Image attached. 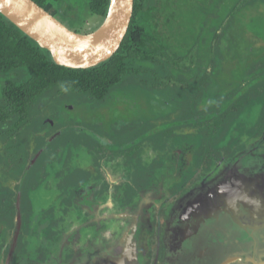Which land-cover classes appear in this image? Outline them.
Instances as JSON below:
<instances>
[{
    "label": "flooded vegetation",
    "instance_id": "1",
    "mask_svg": "<svg viewBox=\"0 0 264 264\" xmlns=\"http://www.w3.org/2000/svg\"><path fill=\"white\" fill-rule=\"evenodd\" d=\"M228 46L223 57L247 60L237 111L224 108L232 92L211 93L223 138L213 156L173 83L119 86L126 108L108 126L65 121L104 110L75 97L1 109L0 264H264L261 57Z\"/></svg>",
    "mask_w": 264,
    "mask_h": 264
},
{
    "label": "trees",
    "instance_id": "2",
    "mask_svg": "<svg viewBox=\"0 0 264 264\" xmlns=\"http://www.w3.org/2000/svg\"><path fill=\"white\" fill-rule=\"evenodd\" d=\"M33 1L71 26H76L77 20L85 22L87 17L88 21L93 20L90 17L99 18L101 24L109 5V0ZM193 9V0H134L129 28L119 48L106 61L90 68H69L56 64L47 49L40 47L0 13V110L14 107L22 111L27 103L35 107L45 96L58 100L75 97L93 104L103 101L116 87L127 83L142 86L159 83L169 86L173 83L177 88L176 101L182 110V118L187 123L199 125L197 138L207 143L208 154H217L223 145V138L217 135L220 122L215 118L214 110L219 105L211 93L216 90L222 96L227 91L232 92L223 99L224 108L230 112L237 111L241 101L238 94L243 79L241 74H244L243 63L247 60L243 52L241 58L222 56L221 51L226 46L219 44L223 32L218 31V26L226 20L222 16H227L224 28L225 24L232 28L241 9L233 7L220 17L213 16L212 12L197 15L196 23L202 22L204 27L194 30L213 35L207 43L202 40L198 45L192 43V39L173 41V21L179 16L182 23L188 22L186 14H194ZM82 13L84 17H79ZM208 14L210 16L207 17ZM246 32L248 34L249 31ZM229 35L230 50H235L238 45L237 49L246 52L249 44L252 52L264 57V49L256 48V40L249 42L245 39L243 44L235 31ZM236 38L238 40L234 41ZM232 44L236 47L232 48ZM206 46L214 55L210 63L203 65L207 57L200 49ZM260 68L264 73V68ZM260 78L262 88L259 96L264 94L263 74ZM209 96L212 99H208ZM228 110L224 113H230Z\"/></svg>",
    "mask_w": 264,
    "mask_h": 264
},
{
    "label": "water",
    "instance_id": "3",
    "mask_svg": "<svg viewBox=\"0 0 264 264\" xmlns=\"http://www.w3.org/2000/svg\"><path fill=\"white\" fill-rule=\"evenodd\" d=\"M134 0H109L102 23L89 32L68 28L33 0H0V13L47 49L52 60L69 68H90L110 58L123 41ZM221 245L215 251H220Z\"/></svg>",
    "mask_w": 264,
    "mask_h": 264
},
{
    "label": "rangeland",
    "instance_id": "4",
    "mask_svg": "<svg viewBox=\"0 0 264 264\" xmlns=\"http://www.w3.org/2000/svg\"><path fill=\"white\" fill-rule=\"evenodd\" d=\"M193 3H194V8H195L193 9L194 14H192L191 16L186 14L188 22L182 23L181 18L179 16L175 18V21H173L172 27L174 26V32H175L173 33V39H172L173 41L192 39V43H198L199 45L200 41L202 40L206 41L210 36L202 35L200 30L198 29L194 30V28H197V27L199 28L204 27V24L202 22L199 24L196 23V20L198 18L197 15L199 14L201 15V13H204V12L210 13L209 9L211 8V10L213 9V12H212L213 16L220 17L224 14H227L231 8L237 7L238 9H241V11L238 12V17H236V19L233 22L232 27H235L236 30L233 28L227 27L225 24L226 32L228 30L233 29L241 37V39H239L242 41L241 43H243L245 39L249 40V42L250 40H254V41L256 40L257 41L256 48H259V50H261L262 48L264 49V0H193ZM198 10L200 12H198ZM208 16H210V14H208L207 17ZM79 17H84V13H82ZM222 17L224 18L225 16H222ZM58 19L62 23H64L68 28L72 30H78V32H89L90 30L95 28L100 23L99 18L90 17V19H93L94 21L93 20L88 21L89 18L87 17V19L85 18L84 20L85 22H83V20H77V25L71 26L66 21L62 20L61 18L58 17ZM212 28H214V26ZM246 30L249 31L248 34ZM182 31H183V34H182ZM188 31L191 32V35L189 34ZM226 32L224 33L225 35L221 36V39H224L226 41L225 45L227 46L229 43L227 40L230 41V38H229L230 35L226 34ZM251 33L256 37H252ZM237 40H238L237 38L234 39V41H237ZM235 45L236 44H232L231 47L234 48ZM249 49L253 50L252 47H249L246 49V51H248ZM235 50L237 53L238 52L237 48ZM242 55H243L242 53L238 54L239 58H241ZM221 58H222V63H223V57ZM260 61L257 64L259 66H262V68H264V57H261ZM227 66L228 64H226V67ZM229 66H230V63H229ZM211 67L212 66L210 64V69ZM263 77H264V73H263ZM262 86H264V84ZM117 89L118 87L115 88L114 91H117ZM114 91H112L110 93V96H107L103 101L98 102V104L94 103V105L98 106L100 109L104 108V110H101L100 112H98L94 116V118L89 117L90 114L88 111L84 115L81 109L78 108L80 113L78 114L73 113L72 115L65 116V121L70 122L76 126L84 125L88 127V126L93 125L95 123V120H105L106 122H104V126H108L111 123L109 121L114 120L113 115L122 111L123 108H126V106L123 105V103L119 102L118 96L116 92ZM97 124L100 125L101 122H98ZM86 130L88 129L86 128ZM164 140H165L164 138L161 139V141H164ZM148 151L150 152V149H148ZM192 154L194 155V157H196V152L194 149H192Z\"/></svg>",
    "mask_w": 264,
    "mask_h": 264
},
{
    "label": "crops",
    "instance_id": "5",
    "mask_svg": "<svg viewBox=\"0 0 264 264\" xmlns=\"http://www.w3.org/2000/svg\"><path fill=\"white\" fill-rule=\"evenodd\" d=\"M205 8H206V6H205ZM210 11L209 12H213V9L211 10V8L209 9ZM226 17V16H225Z\"/></svg>",
    "mask_w": 264,
    "mask_h": 264
}]
</instances>
